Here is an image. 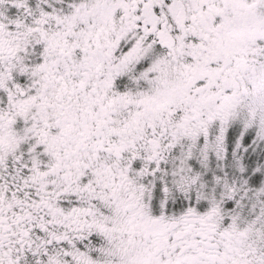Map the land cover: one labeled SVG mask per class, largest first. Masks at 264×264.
Wrapping results in <instances>:
<instances>
[{
    "label": "snow or ice",
    "instance_id": "6c2138e0",
    "mask_svg": "<svg viewBox=\"0 0 264 264\" xmlns=\"http://www.w3.org/2000/svg\"><path fill=\"white\" fill-rule=\"evenodd\" d=\"M0 264H264V0H0Z\"/></svg>",
    "mask_w": 264,
    "mask_h": 264
}]
</instances>
